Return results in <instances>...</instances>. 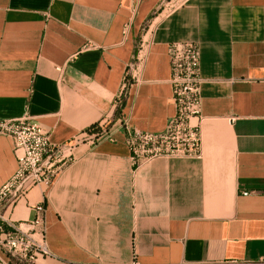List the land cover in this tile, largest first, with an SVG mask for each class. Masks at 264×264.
<instances>
[{
    "label": "crops",
    "instance_id": "obj_1",
    "mask_svg": "<svg viewBox=\"0 0 264 264\" xmlns=\"http://www.w3.org/2000/svg\"><path fill=\"white\" fill-rule=\"evenodd\" d=\"M176 42L199 47L202 156L136 168L122 123L165 130ZM25 115L71 157L4 210L45 206L37 264H264V0H0V119ZM17 166L0 135V188Z\"/></svg>",
    "mask_w": 264,
    "mask_h": 264
},
{
    "label": "built area",
    "instance_id": "obj_2",
    "mask_svg": "<svg viewBox=\"0 0 264 264\" xmlns=\"http://www.w3.org/2000/svg\"><path fill=\"white\" fill-rule=\"evenodd\" d=\"M129 26L125 25V35ZM168 53L175 114L169 118L165 130L145 132L133 129L127 121L122 123L125 142L136 168L158 157L202 156L201 121L192 123V119L201 116L199 47L194 42H176L169 45ZM57 70L63 69L57 67ZM127 76L118 102L125 98L129 85ZM0 135L12 138L18 163L11 181L0 188V264H37L39 257L52 256L46 242L45 206H35L34 219L20 223L6 218L4 210L35 185H49L71 157H63V146L54 145L50 133L30 115L0 119ZM104 137L105 133L99 131L85 136L92 143Z\"/></svg>",
    "mask_w": 264,
    "mask_h": 264
},
{
    "label": "trees",
    "instance_id": "obj_3",
    "mask_svg": "<svg viewBox=\"0 0 264 264\" xmlns=\"http://www.w3.org/2000/svg\"><path fill=\"white\" fill-rule=\"evenodd\" d=\"M119 103H120V104H119L118 110H120L121 107L124 105V98L121 99V101H120ZM96 130H97V128H96V126H94L93 129H92V131L98 132V131H96Z\"/></svg>",
    "mask_w": 264,
    "mask_h": 264
}]
</instances>
